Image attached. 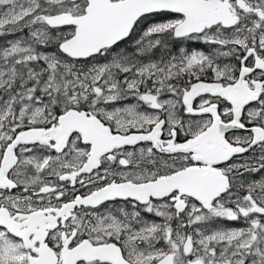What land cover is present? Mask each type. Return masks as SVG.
<instances>
[{
	"label": "snow or ice",
	"instance_id": "snow-or-ice-1",
	"mask_svg": "<svg viewBox=\"0 0 264 264\" xmlns=\"http://www.w3.org/2000/svg\"><path fill=\"white\" fill-rule=\"evenodd\" d=\"M0 264H264V0H0Z\"/></svg>",
	"mask_w": 264,
	"mask_h": 264
}]
</instances>
